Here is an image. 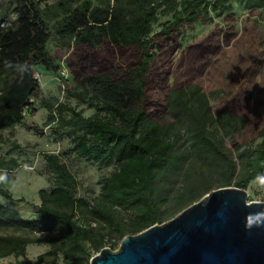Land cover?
Here are the masks:
<instances>
[{
  "label": "trees",
  "instance_id": "trees-1",
  "mask_svg": "<svg viewBox=\"0 0 264 264\" xmlns=\"http://www.w3.org/2000/svg\"><path fill=\"white\" fill-rule=\"evenodd\" d=\"M250 2L264 8V0ZM14 3L20 23L7 29L2 21ZM231 10L229 0L0 5V143L2 132L21 125L25 110L35 116L39 104L48 124L71 128L78 155L112 168L88 198L62 158L45 155L53 184L39 191L35 217L0 203V227L24 232L0 236V259L90 264L213 191L247 190L264 173V32L250 17L236 30ZM213 13L230 23L185 44L184 33L214 24ZM159 16L172 19L157 23ZM63 62L75 84L65 82L66 96L94 115L44 98L35 73L57 75ZM19 167L0 161L2 170ZM4 184L0 196L12 200ZM34 244L49 250L30 260Z\"/></svg>",
  "mask_w": 264,
  "mask_h": 264
},
{
  "label": "rangeland",
  "instance_id": "rangeland-1",
  "mask_svg": "<svg viewBox=\"0 0 264 264\" xmlns=\"http://www.w3.org/2000/svg\"><path fill=\"white\" fill-rule=\"evenodd\" d=\"M40 1L44 7L58 0ZM229 3L232 7L231 13L235 19L236 30H240L241 24L245 22L244 18L250 17L253 21L260 23V28L264 32V8L253 9L250 0H229ZM6 4L7 0H0L1 6L5 7ZM17 5V3L13 4L10 12L2 21L7 29H14L20 23V14L16 11ZM254 14L256 16H253ZM212 17L214 24L199 25L194 30L184 33V43L207 34L217 23L222 26L225 25L224 23H230V20H225L224 15L218 16L217 13H213ZM171 19V16H159L157 23H166ZM49 48L52 49V44ZM63 71H66V75H63ZM36 74L40 75L38 82L45 99L66 103L77 110H83L86 117L95 114L94 110H89L87 106L66 96L65 82L72 89L75 84H73V76L64 62L61 64L60 72L57 75L45 71H37ZM37 107L38 111L35 116L27 113L21 125H17L13 130L2 132L3 140L0 143V160L6 162L16 160L20 166L18 171L13 172L0 169V173L7 175L4 185L12 195V200H6L2 196L0 199L7 209L15 211L20 217L23 216L26 219L35 217V207L39 205L37 203L40 201L39 191L49 189L53 184V177L46 166L45 155L55 154L62 158V161L78 180L79 195L83 197L92 198L97 194L100 189V180L112 170L111 167L90 162L78 155L74 150L73 136H70L71 128H60L57 122L48 124V111L40 108L39 104ZM57 116L59 115L57 114ZM246 191L249 202H264V190H260L256 186V181L249 185ZM21 199L25 201L21 202ZM18 233L24 232L13 227H0V236ZM121 243L113 251H117ZM46 250V245H32L29 247L28 257L35 260L38 255ZM22 261L23 258L8 257L0 259V264H18Z\"/></svg>",
  "mask_w": 264,
  "mask_h": 264
},
{
  "label": "water",
  "instance_id": "water-1",
  "mask_svg": "<svg viewBox=\"0 0 264 264\" xmlns=\"http://www.w3.org/2000/svg\"><path fill=\"white\" fill-rule=\"evenodd\" d=\"M264 202L246 190L225 187L206 195L174 219L127 236L120 248L103 249L90 264H264V226H246Z\"/></svg>",
  "mask_w": 264,
  "mask_h": 264
},
{
  "label": "clouds",
  "instance_id": "clouds-1",
  "mask_svg": "<svg viewBox=\"0 0 264 264\" xmlns=\"http://www.w3.org/2000/svg\"><path fill=\"white\" fill-rule=\"evenodd\" d=\"M7 179L6 173H0V182H4ZM256 186L260 190H264V173L259 174L256 177ZM246 226L248 228L254 226H264V212L249 214L246 218Z\"/></svg>",
  "mask_w": 264,
  "mask_h": 264
},
{
  "label": "crops",
  "instance_id": "crops-1",
  "mask_svg": "<svg viewBox=\"0 0 264 264\" xmlns=\"http://www.w3.org/2000/svg\"><path fill=\"white\" fill-rule=\"evenodd\" d=\"M0 161H1V160H0ZM0 169H1V168H0ZM17 169H19V168H17ZM17 169H15V170H9V171H8V170H2V169H1V170H2V171H6V172H13V171H18ZM4 188L6 189L5 185H4ZM0 197H1V196H0ZM0 203H1L2 205H5V204L1 201V199H0ZM37 204H40V201H39V203H37ZM22 218H23V219H26V218H24L23 216H22ZM28 220H30V219H28ZM18 234H22V233H18ZM34 245H37V244H34ZM41 245H45V244H41ZM30 246H32V245H29V246L27 247V258L30 259V260H33V259H31V258L28 257V252H29V247H30ZM46 246H47V245H46ZM48 250H49V247L47 246V250H46V251H48ZM46 251H43V252L45 253ZM41 254H43V253H41ZM41 254H40V255H41ZM38 256H39V255H38ZM38 256H37V257H38ZM11 257H13V256H11ZM37 257H36V258H37Z\"/></svg>",
  "mask_w": 264,
  "mask_h": 264
},
{
  "label": "built area",
  "instance_id": "built-area-1",
  "mask_svg": "<svg viewBox=\"0 0 264 264\" xmlns=\"http://www.w3.org/2000/svg\"><path fill=\"white\" fill-rule=\"evenodd\" d=\"M3 26L5 27V23L3 24ZM66 73V71H63V75H66L65 74ZM35 79L37 80V81H39L40 80V75L39 74H36L35 75ZM27 114V112H26V110L24 111V115H26Z\"/></svg>",
  "mask_w": 264,
  "mask_h": 264
}]
</instances>
